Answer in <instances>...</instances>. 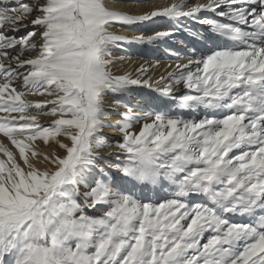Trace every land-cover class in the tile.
<instances>
[{
  "label": "snow or ice",
  "instance_id": "1",
  "mask_svg": "<svg viewBox=\"0 0 264 264\" xmlns=\"http://www.w3.org/2000/svg\"><path fill=\"white\" fill-rule=\"evenodd\" d=\"M0 264H264V0H0Z\"/></svg>",
  "mask_w": 264,
  "mask_h": 264
},
{
  "label": "bare ground",
  "instance_id": "2",
  "mask_svg": "<svg viewBox=\"0 0 264 264\" xmlns=\"http://www.w3.org/2000/svg\"><path fill=\"white\" fill-rule=\"evenodd\" d=\"M159 2V0H157ZM195 27V25H193ZM122 35H133V33L125 30L124 32H121ZM175 47H181L180 45H176ZM130 54L132 55V63L133 64H139V63H145L151 66L156 61L160 62V68L157 69V71L163 70V68L168 64L173 62L171 58L166 54L165 49L163 46L161 47H152V46H133L130 50ZM148 90H145L147 92ZM32 99H39V98H32ZM115 119H118V117L113 118V122ZM110 142L114 139H119V133L116 132L112 128H105L102 133ZM106 155L107 153H102Z\"/></svg>",
  "mask_w": 264,
  "mask_h": 264
}]
</instances>
